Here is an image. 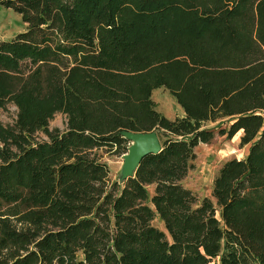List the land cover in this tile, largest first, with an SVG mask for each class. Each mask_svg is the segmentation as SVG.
Here are the masks:
<instances>
[{
	"label": "trees",
	"instance_id": "obj_1",
	"mask_svg": "<svg viewBox=\"0 0 264 264\" xmlns=\"http://www.w3.org/2000/svg\"><path fill=\"white\" fill-rule=\"evenodd\" d=\"M0 6L25 25L0 40V110H16L0 121V264H264V0ZM159 87L180 116L155 109ZM204 122L248 148L197 199L180 181ZM123 132L160 148L119 181L92 150L124 154Z\"/></svg>",
	"mask_w": 264,
	"mask_h": 264
},
{
	"label": "rangeland",
	"instance_id": "obj_2",
	"mask_svg": "<svg viewBox=\"0 0 264 264\" xmlns=\"http://www.w3.org/2000/svg\"><path fill=\"white\" fill-rule=\"evenodd\" d=\"M24 27V23L16 13L9 8L0 6V40L11 38L15 33L23 31ZM151 100L155 109L168 119L182 114L173 97L162 87L152 90ZM15 111L12 104H7L4 109L0 110L1 123L11 124L15 118ZM262 116L264 120V113H262ZM203 126L213 130V137L207 143H198L193 148L195 156L192 161V168L187 171L180 181L181 185L189 189L197 199L209 196L211 181L221 163L232 157L240 158L244 156L248 148L247 144H239L240 132L235 133L231 138L219 134L218 130L225 127V123L204 122ZM64 127L65 117L61 113H54L48 120V129L56 128L61 131ZM37 137L38 139L45 138L42 133H38ZM92 151L96 158L107 166L109 177L119 180L123 161L122 154L118 155L101 148ZM152 224L162 229V225L157 219H154ZM208 264H218V258L211 259Z\"/></svg>",
	"mask_w": 264,
	"mask_h": 264
},
{
	"label": "water",
	"instance_id": "obj_3",
	"mask_svg": "<svg viewBox=\"0 0 264 264\" xmlns=\"http://www.w3.org/2000/svg\"><path fill=\"white\" fill-rule=\"evenodd\" d=\"M128 140L126 152L122 154V169L119 181L130 176L139 160L146 154L155 153L160 148L159 140L154 132H123Z\"/></svg>",
	"mask_w": 264,
	"mask_h": 264
}]
</instances>
